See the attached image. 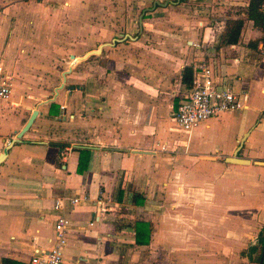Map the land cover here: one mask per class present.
Instances as JSON below:
<instances>
[{"label": "crops", "instance_id": "0c3cea01", "mask_svg": "<svg viewBox=\"0 0 264 264\" xmlns=\"http://www.w3.org/2000/svg\"><path fill=\"white\" fill-rule=\"evenodd\" d=\"M82 1L0 0V65L13 76L0 103V264L50 249L61 199L71 221L63 264H260L264 42L248 43L264 32L226 10L248 1ZM147 3L163 16L147 20ZM228 19L244 20L240 39L213 54ZM208 48L214 74L245 89L248 105L185 133L172 118L182 73Z\"/></svg>", "mask_w": 264, "mask_h": 264}, {"label": "built area", "instance_id": "2783aa9c", "mask_svg": "<svg viewBox=\"0 0 264 264\" xmlns=\"http://www.w3.org/2000/svg\"><path fill=\"white\" fill-rule=\"evenodd\" d=\"M195 47L199 48V45ZM263 48L264 46L260 45V50ZM245 54L237 57L236 63L244 62L247 59ZM191 67L193 72L191 86L185 88V93L180 96L177 108L172 114L181 131L190 133L201 123L220 114L242 111L247 107L248 93L243 88L235 89L233 79H223L222 76L215 75L212 67L204 60ZM12 83L13 76L5 72L0 65V103L10 100ZM80 200V197L68 199V211H73ZM94 206L98 210L102 208L99 200ZM53 209L58 212V216L54 224L52 245L47 251H36L28 264H63V250L67 244V229L71 221L64 212V199L58 200Z\"/></svg>", "mask_w": 264, "mask_h": 264}, {"label": "trees", "instance_id": "16d2710c", "mask_svg": "<svg viewBox=\"0 0 264 264\" xmlns=\"http://www.w3.org/2000/svg\"><path fill=\"white\" fill-rule=\"evenodd\" d=\"M178 4L185 3L189 0H177ZM247 5L245 8H243L242 13L239 11V13H236L238 15L243 14L246 18V20L251 21L253 23V27L258 29L260 32H264V0H247ZM244 26V20L241 19H228L225 21L223 24L222 30L219 33V41L216 44V46L213 49V54L216 53L220 48L224 46H231L234 44H237L240 35L242 32ZM259 42H264L263 38L260 39H255L253 41H250L248 43V47L252 50L257 49V44ZM212 49H207L208 53L206 52V58L205 61L207 63L211 64V58L210 53ZM213 69V68H212ZM214 70V69H213ZM193 79V72H192V67H185L182 73V83L185 85V88H189L191 86ZM138 226H141V224H138ZM148 229V233L150 234V225L145 224ZM149 240V237L147 238V242ZM259 247H260V253H259V258L262 259V262L264 264V233L260 237V242H259ZM257 247H249L247 250L248 254L255 253L257 251Z\"/></svg>", "mask_w": 264, "mask_h": 264}, {"label": "rangeland", "instance_id": "374dc122", "mask_svg": "<svg viewBox=\"0 0 264 264\" xmlns=\"http://www.w3.org/2000/svg\"><path fill=\"white\" fill-rule=\"evenodd\" d=\"M95 1V2H94ZM96 1L98 2L99 0H84V1H82V3H85V4H93L94 3V5L96 6ZM166 1H168V5L167 6H174V7H176V6H178V5H180V4H178V1L177 0H160L159 2H160V4H163V3H165ZM146 6H142L143 7V9H149V11H146V14H145V18L147 19V20H151V19H153V18H156V17H158V18H160V17H162L163 16V14L160 12L159 14H153L152 15V13L154 12L153 10H151L152 9V7H153V4L152 3H147V4H145ZM166 6V7H167ZM166 7H164V8H166ZM220 6H216L215 7V11H214V14H212L211 13V15L213 16V15H219L220 13H221V11H220ZM143 9H141L140 10V12L143 10ZM217 10V11H216ZM226 10H227V14H236V13H239V11L238 10H241L242 11V6H235V7H227L226 8ZM224 12H226V11H224ZM204 14H199L198 13V15H200L201 17H203V18H205V12H203ZM155 15H157V16H155ZM206 17H207V15H206ZM135 19V22L137 23V20H138V15L134 18ZM213 19H214V17H213ZM205 22H207V23H210V21H211V19H210V17H208L207 18V20L205 19L204 20ZM212 23H214V22H212ZM218 22H215L213 25L215 26L216 24H217ZM151 33V32H150ZM149 34V33H148ZM150 35V34H149ZM108 43H111V42H108Z\"/></svg>", "mask_w": 264, "mask_h": 264}, {"label": "water", "instance_id": "95a60500", "mask_svg": "<svg viewBox=\"0 0 264 264\" xmlns=\"http://www.w3.org/2000/svg\"><path fill=\"white\" fill-rule=\"evenodd\" d=\"M164 5H165V6L168 5V3L166 2ZM141 20H142V18H140V25H141ZM103 47H110V46H109V44L101 45V46L98 48V53H99V54H100V52H101V50H102ZM96 52H97V51H92V52L87 53L84 57L81 58V60L83 61V60L87 59L90 55H94ZM70 60H71V61H75L76 58H75L73 55H71V56H70ZM70 71H71V68L68 70V72H70ZM37 114H38L37 111H33V112L31 113V115H30L28 121H27L26 124L23 126V128H22V129L16 134V137L10 142L8 148H9L10 146H12L13 144L20 142V140H21V138L23 137V135H24V134L29 130V128L31 127V125H32V123H33L35 117L37 116ZM239 150H240V148L238 149V151H239ZM238 151H237V152H238ZM237 152L235 153V155L237 154ZM4 158H5V152L0 154V163L4 160ZM227 162H228V163L248 164V161H246V160H237V159H232V158L227 159ZM255 163H257V164H264V163H262V162H255ZM260 264H262V259H261Z\"/></svg>", "mask_w": 264, "mask_h": 264}, {"label": "bare ground", "instance_id": "6f19581e", "mask_svg": "<svg viewBox=\"0 0 264 264\" xmlns=\"http://www.w3.org/2000/svg\"><path fill=\"white\" fill-rule=\"evenodd\" d=\"M127 39H132V37H131L130 35H127L123 40L115 39V40H113V42H111V43H106V44H109V46L112 47V46H114L115 43L122 42V41L127 40ZM95 51H97L95 54H99V53H98V49L95 50ZM80 61H82L81 58H80V59H77L75 62H73V64H75V63H77V62H80Z\"/></svg>", "mask_w": 264, "mask_h": 264}]
</instances>
